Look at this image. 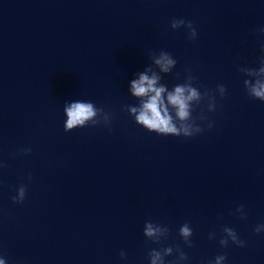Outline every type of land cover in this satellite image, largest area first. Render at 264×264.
I'll return each instance as SVG.
<instances>
[{
	"label": "clouds",
	"instance_id": "9594fccd",
	"mask_svg": "<svg viewBox=\"0 0 264 264\" xmlns=\"http://www.w3.org/2000/svg\"><path fill=\"white\" fill-rule=\"evenodd\" d=\"M170 28L178 30L181 28L187 29V35L190 40L197 38V30L191 21H186L183 18H173L170 21ZM264 33V27L259 30ZM264 52V46L261 49ZM151 65L147 66L144 71L137 74V78L129 82V94L137 101V105H126L125 108L129 115L134 118L137 125L143 127L150 133H155L159 136H174L192 138L202 134L205 128L200 122L207 121V129L213 127L214 122L209 120L202 108L198 116H193L196 108L203 103H206L207 112L211 113L216 110L217 94L223 99L227 94L225 85H216L215 91H201L199 86H195V77L191 74V70H186V75L183 77V82L176 83L171 89L162 83L163 75L173 73V69L177 65V60L172 54L161 50L158 54H151ZM246 79L243 80V85L248 97L264 102V56L260 57L259 67L250 68L241 66L238 68ZM177 77L179 73L175 74ZM67 119L64 122V131L71 132L76 128L86 126H96L101 123L108 125L111 120V115L105 112L103 108H98L91 101L75 100L66 102L63 108ZM103 115L101 120L99 117ZM22 154H29L31 148L21 149ZM0 163V167H5ZM32 179L31 174L28 175V180ZM27 186L20 185L16 191V195L11 199L13 203H23L26 198ZM236 213H239L240 219H247V214L244 211V206L240 205L236 208ZM170 229L166 225H161L152 221H146L143 228V235L149 241L159 245L162 240L167 239ZM223 236L219 240L221 247H227L229 241L238 247L246 246V242L241 240L237 232L231 227H223ZM254 232L259 234L264 232V224H258L254 228ZM178 235L182 238L184 244L191 248L193 230L188 222H185L179 227ZM214 232L209 233V239H215ZM176 253V260L172 264H181L188 260L186 252L176 246L152 248L148 252L149 264H166L165 258ZM121 258H125V253L121 251ZM226 256L217 255L213 261L208 264H224ZM0 264H7L6 257L0 255Z\"/></svg>",
	"mask_w": 264,
	"mask_h": 264
}]
</instances>
